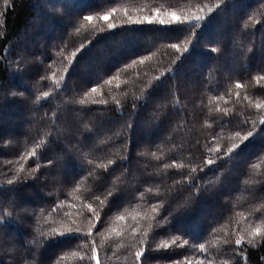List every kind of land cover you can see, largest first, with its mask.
Wrapping results in <instances>:
<instances>
[{
    "label": "trees",
    "instance_id": "1",
    "mask_svg": "<svg viewBox=\"0 0 264 264\" xmlns=\"http://www.w3.org/2000/svg\"><path fill=\"white\" fill-rule=\"evenodd\" d=\"M218 2L0 0V264H56L61 257V264H96L71 255L90 254L91 240L100 264L185 257L195 264L205 256L191 247L198 243L207 249L203 264H264V241L252 247L241 231L264 218V108L255 107L264 104V80L256 79L264 75V0H223L215 8ZM205 4L211 13L199 11ZM113 8L107 22L99 19ZM171 12L205 19L193 27ZM85 15L96 27L77 32ZM250 130L243 142L235 136ZM40 140L37 155L27 156ZM233 143L239 147L231 154L206 164ZM174 163L185 167L165 168ZM190 167L197 168L191 179ZM95 197H107L105 204ZM89 218L96 224L91 239L66 231L86 233ZM234 231L245 237L239 253L231 251ZM176 236L189 244H172ZM214 239L233 243L218 252Z\"/></svg>",
    "mask_w": 264,
    "mask_h": 264
},
{
    "label": "snow or ice",
    "instance_id": "2",
    "mask_svg": "<svg viewBox=\"0 0 264 264\" xmlns=\"http://www.w3.org/2000/svg\"><path fill=\"white\" fill-rule=\"evenodd\" d=\"M222 2H223V0H219V2L216 3L215 8H219V7H220V4H221ZM5 3H7V0H5ZM205 8H207V10H208L209 13H211V12L213 11V7H210L208 4H205V5H203V7H200V8H199V11H200V12H203ZM115 11H116V9L113 8V9H112L111 11H109V12H105V13H103V14H100V15H99V19L104 20L105 22H107V21L109 20V17H110ZM155 11L158 13V12H159V9H156ZM169 15L171 16V18H172L173 20H175V21H177V22H179V23L187 22V23L191 24L193 27H199V26H200V22L203 21V20L205 19V16H203V15H197L195 12H192L191 17H189V16L186 15V16L183 18V20H181V18H180L179 16H177V14H176L175 12H171V13H169ZM94 19H95V17H94L93 15H85V16L83 17V21H86L87 24H84L83 22H81V24H80V28L77 29V32H79L81 29H87L88 26H91L92 28H95L96 26L93 24V20H94ZM146 19H148L149 23L152 22L150 18H147V17H146ZM193 22H194V23H193ZM161 23H163V21H161ZM245 26H247V25H245ZM107 27H108L109 29H112V28L115 27V24H113V23H108V24H107ZM100 31H103V28H101ZM188 31H191V29H188ZM170 47L176 49V51H178V52H181V51H182V52H187V51H188V48H187V47H184L183 49H181V46H180L179 44H171ZM212 51H217V49L214 48V49H212ZM71 55H72V56H75V55H76V52H72ZM65 59H68L69 64L72 63L71 58H69V57H65ZM146 59H150V57H147ZM177 59H179V57H177ZM135 63H136V62L134 61L133 64H135ZM139 63L143 64V63H144V60H140ZM66 71H67V68H65V72H66ZM53 75H54V74H53ZM118 78H119V73H118L116 76L112 77L111 79L106 80L105 83L110 85V84L112 83V80H113V79H118ZM64 79H65V77H64V75L62 74V75L59 77V79H58V80H54L53 83H54L57 87H59L60 82L63 81ZM157 79H158V78H157ZM256 79H257V83H259V81L264 80V75L259 76V77H257ZM117 87H119V85H117ZM235 87H236V88H243V87H245V85H242V84H240V83H236ZM91 92H92V93L97 92V88H96V87L91 88ZM87 95H88V94H86V97H87ZM48 96H49V92H44V93H43V98H47ZM237 96H239V93H237ZM40 99H41V97H37V100H38V101H39ZM113 99L115 100V96H113ZM220 99H223V97H220ZM244 99H249V98H248L247 96H245ZM115 102H116L117 106L119 107V105H120V101H119V100H115ZM78 103H80L81 105H84V104H85V99H80V100L78 101ZM93 103H96V101H93ZM100 103H105V104H106L107 101H106V100H101ZM133 107H135V104H133ZM255 107H256L257 109H261V108H264V104H262V103H260V102H257V103L255 104ZM217 110H219V109H217ZM223 111L225 112V114H227L230 110H229V109H224ZM252 123H253V129H254V128L256 127V121L253 120ZM259 123H260V124H264V117H260V118H259ZM252 135H253V131H251V130L248 131L246 135H241V133H240L239 131H237V132L235 133V136H236V137H239L241 142L247 140V139H248L250 136H252ZM44 144H45V141H44V140H40V141L36 144V146L33 147L32 150H31L30 152H28L26 155H27V156L35 157V156L37 155V148H40V147H41L42 145H44ZM237 147H239V144H237V143H233V144H231L230 146H228V147L226 148L225 152H224L220 157H212V158H208V159L206 160V164L210 165V164H212V163L214 162V159H216V158H223L224 155H229V154H231V153L234 151V149H236ZM209 150H210V151H214V152H219V151H220V149H219L218 147H216V148H214V149H213V148H210ZM152 155L155 156L156 154L153 153ZM19 159H20V160H24V159H25V156L22 155ZM9 163H11V162H9ZM88 163H89V164H92L93 161H92V160H89ZM108 163L111 164L112 161H109ZM96 167H98V168H104L105 171L107 170V165H104V164H97ZM168 167H177V168L179 169V168H184L185 165H184V164L176 165L175 163H174L173 165H165V168H168ZM259 167H260L259 164H254V165H253V168H259ZM33 170H36V169H33ZM200 170L203 171L204 169L201 168ZM19 171H23V167H22V166H21V168L19 169ZM196 171H197V168H196V167H190L189 172H188V174H187V175H188V178L191 179V178H192V177H191V174H192V173H195ZM92 174H93V173H92V171L90 170V171H89V175H92ZM17 178H18V176H15V177H13V178L8 179V180H7V183H8L9 185H11V184L14 182V179H17ZM193 187H195V185H193ZM76 190L78 191L79 188L77 187ZM111 195H112V192H109V193H108V196L110 197ZM95 199L100 200V204H101V205H104V204H105V201H106V199H107V197H105V199H100V197H95ZM85 206L89 209V211H93V212H94V217H95V219H96L97 221H99V212L94 211V209L92 208V205H91V204H87V205H85ZM61 207H62V205H57V206H56V208H61ZM262 207H264V206H262ZM56 208H54L53 211H56ZM152 211H153V212H156V211H157V206H156V205H153V206H152ZM257 211H259V209H257ZM65 215H70V214L66 213ZM145 215L147 216V213H146ZM238 215H239V216H243V213H238ZM148 218H149V219H152L151 217H148ZM116 219H117V220H123V219H124V216H123V215H119V216L116 217ZM133 219H135V216H133ZM164 219H166V217H165ZM258 219L260 220V223H256L254 227L249 226V227H246L245 229H242V230H241L242 232H246V233H247V237H248V239H247V244L250 245V246H252V247H256L258 242H260V241H264V227H262V225H264V218H258ZM73 223H75V222L73 221ZM88 223H89L90 227L88 228V230H87L86 233H85V232H82L81 229H80L79 227H77V228H75V229L67 228L66 231L69 232V233L75 231L76 233H79L81 237H83V236H87L89 239H91V237H92V229L96 227V224L92 222V218H89V219H88ZM160 223H161L160 220H157V221H156V225H157V226H159ZM61 227H64V225L62 224ZM149 227H152V225L149 224ZM224 227H226V226H224ZM112 231H115V229H112ZM213 231L215 232V231H217V230H213ZM51 232H52V234H57V233H58V234L61 235V236H64V235H65L64 232L59 231V230L56 229V228H52ZM133 232H135V229H133ZM41 235H43V233H41ZM97 235H101V236H102V235H103V232H99V233H97ZM117 235H120V233H117ZM147 235H148V232H147V231H145L144 233H142V237H147ZM233 235L236 236V238H235V240H234V244H235L236 247L233 248V249H231V251L239 253V252L241 251V247H240V246H241L242 243L244 242L245 237H244V235L237 234L235 231L233 232ZM225 236H228V232H227V231H225ZM180 240H181V237H180V236H176V237H174V238L172 239L171 243L174 244V245H176L177 247H183V246L189 244V241L186 240V239H184V240L182 241V243H178V241H180ZM143 242H144L143 239H141V243H143ZM91 243H92V247H91V252H90V254H87V253H80V252L73 251V252L71 253V255H72V256H79V258L82 259V260H83V259L95 260V261H96V264H100V260L98 259V256H97V246H96V243H95L94 240H91ZM211 243H212V246H213V247H217V251H218V252H221V251H223L224 249L221 248V247H219V245H228V244L233 243V241H232V240H229V239H223V240H215V239H214V240L211 241ZM87 246H88V242H85V243L82 245V247H85V248H86ZM160 247L167 248V247H168V244H167V243L161 244ZM191 247L194 248L197 252H199V253H204V254H205V256H204L202 259H197V260L195 261V264H203V260H204V259H208L207 255H206V253H207V249H206V245H205V243L193 244V245H191ZM143 255H144V250H143V249H141V250H139V251H137V252L135 253L136 259H137L138 261L140 260V258H141ZM62 259H63V257H61L59 260H57L56 264H61V260H62ZM174 264H193V261H192L190 258L185 257L183 260H177V261H175ZM209 264H212V261H211V260H209ZM224 264H227V261H224Z\"/></svg>",
    "mask_w": 264,
    "mask_h": 264
}]
</instances>
